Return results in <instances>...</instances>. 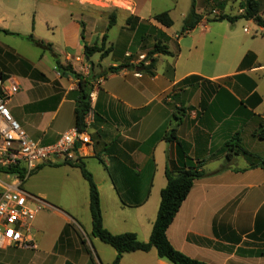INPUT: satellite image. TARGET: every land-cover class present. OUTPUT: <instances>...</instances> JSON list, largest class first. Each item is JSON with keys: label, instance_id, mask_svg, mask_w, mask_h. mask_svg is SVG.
Instances as JSON below:
<instances>
[{"label": "crops", "instance_id": "1", "mask_svg": "<svg viewBox=\"0 0 264 264\" xmlns=\"http://www.w3.org/2000/svg\"><path fill=\"white\" fill-rule=\"evenodd\" d=\"M162 1L173 3L0 0V74L22 86L9 109L31 138L50 145L76 127L80 91L79 80L60 70L54 55L89 82L103 78L85 140L77 142L71 160L82 161L93 175L104 227L150 239L168 158H177L176 142L167 139L175 129L206 175L194 181L167 229L169 241L209 264H264V166L243 154L229 158L225 149L238 134L243 147L264 160V139L254 134L264 121V27L246 18L212 20L243 14L249 0H196L203 18L182 34L189 11L177 32L175 6ZM255 1L264 19V0ZM163 11L172 26L153 18ZM111 16L116 22L108 29ZM244 19L255 33L241 25ZM156 42L170 53L154 54L153 74L138 70L141 61L150 62ZM95 44L111 51L87 57L84 46ZM118 65L127 66L105 76ZM23 188L41 201L33 224L37 248H1L0 264L113 263L115 248L92 235L90 187L78 166L54 157ZM119 264L173 263L152 248L124 253Z\"/></svg>", "mask_w": 264, "mask_h": 264}, {"label": "trees", "instance_id": "2", "mask_svg": "<svg viewBox=\"0 0 264 264\" xmlns=\"http://www.w3.org/2000/svg\"><path fill=\"white\" fill-rule=\"evenodd\" d=\"M259 11L260 4L255 0H249L243 14L234 16L221 14L212 20H228L230 22H234L239 18H246L253 19L258 26L264 27V19L260 16ZM153 18L167 27L173 25V19L168 11L157 13L153 15ZM202 18L203 15L198 13L196 10V0H191L190 10L184 19L181 33L184 34L193 29L202 20ZM115 22V16H111L108 29H110ZM2 31L10 33L8 30L2 29ZM106 37L107 35L105 34L104 40H106ZM28 39L38 47L51 51V45L49 43H45L43 40L37 39L33 35H29ZM110 51L111 48L109 47L105 49L104 44L102 46L96 44L92 46H84V52L87 57L92 56L95 52H101V57L104 58ZM158 53L169 54L170 52L166 45L156 42L153 49L149 51L147 55L150 62L145 65V62L141 61L136 68L140 71H146L153 74L156 62L154 54ZM54 57L56 59L57 67L60 70L70 72L79 80L80 91L75 107V124L78 130L84 131L87 126L85 119L91 108L90 92L92 90V82H89L82 76V74L74 71L70 65H63L57 55H54ZM126 66L127 65L110 66L105 70V76L107 73L118 72ZM254 134L260 139H264V121L260 124ZM167 139L169 142H176L177 158H168L166 168L167 184L161 191V201L157 218L153 225L150 239L146 242L140 241L135 233L127 232L122 234H113L104 227L100 206L99 189L92 173L87 169L86 165L82 161H67V163L78 166L81 169L83 176L89 183L92 235L115 248L117 255L112 264H119L124 253L137 250L149 251L152 248L157 250L159 257L164 258L173 264H209L207 262L191 258L177 250L167 237V229L173 222L183 201L188 196L191 188L193 187L194 181L206 175V173L201 169L202 163L194 161V159L189 156L188 144L177 137L175 129L170 131ZM225 149L228 151L229 158L232 154H243L251 161L252 164H260L264 166V160L259 155L253 154L243 147L241 137H239L238 134L235 135L232 140L226 142ZM65 264L74 263L68 261Z\"/></svg>", "mask_w": 264, "mask_h": 264}, {"label": "built area", "instance_id": "3", "mask_svg": "<svg viewBox=\"0 0 264 264\" xmlns=\"http://www.w3.org/2000/svg\"><path fill=\"white\" fill-rule=\"evenodd\" d=\"M249 32V27H245ZM145 56H142L144 58ZM103 78L92 82L91 107ZM20 82L0 74V248H37L33 224L41 201L23 188L24 181L54 157L68 161L75 157L76 144L84 141L77 127L65 132L57 142L44 145L31 138L14 118L9 102L20 90ZM90 111L85 122H90Z\"/></svg>", "mask_w": 264, "mask_h": 264}, {"label": "rangeland", "instance_id": "4", "mask_svg": "<svg viewBox=\"0 0 264 264\" xmlns=\"http://www.w3.org/2000/svg\"><path fill=\"white\" fill-rule=\"evenodd\" d=\"M162 4L163 5L166 4L170 8H174V6H175V9L173 10V15H174V19H175L174 30L175 31L177 30V32H179L180 28H181V25H182L181 15L184 12H188L189 11L191 0H173V3L169 2V1L168 2L167 1L163 2L162 1ZM241 25L251 27L252 31H254V29H255L254 27H252V25L248 24V22H246L245 19L241 21ZM254 33H255V31H254ZM254 33L252 32L251 34H254ZM116 55H117V53H116ZM11 248H16L17 249V247H11Z\"/></svg>", "mask_w": 264, "mask_h": 264}]
</instances>
